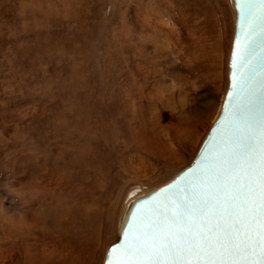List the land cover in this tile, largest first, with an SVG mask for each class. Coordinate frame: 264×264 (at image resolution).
Masks as SVG:
<instances>
[{"label":"rangeland","instance_id":"obj_1","mask_svg":"<svg viewBox=\"0 0 264 264\" xmlns=\"http://www.w3.org/2000/svg\"><path fill=\"white\" fill-rule=\"evenodd\" d=\"M233 29L231 0H0V264L103 263L215 120Z\"/></svg>","mask_w":264,"mask_h":264},{"label":"snow or ice","instance_id":"obj_2","mask_svg":"<svg viewBox=\"0 0 264 264\" xmlns=\"http://www.w3.org/2000/svg\"><path fill=\"white\" fill-rule=\"evenodd\" d=\"M241 149L141 212L113 264H264V122Z\"/></svg>","mask_w":264,"mask_h":264},{"label":"water","instance_id":"obj_3","mask_svg":"<svg viewBox=\"0 0 264 264\" xmlns=\"http://www.w3.org/2000/svg\"><path fill=\"white\" fill-rule=\"evenodd\" d=\"M234 33L228 58V85L221 109L189 164L168 182L137 198L130 205L117 240L102 264H113L117 251L139 226L141 212L172 197L195 171L243 155L241 145L258 137L264 122V15L260 0H232ZM181 198L183 193L181 192ZM128 234V235H126Z\"/></svg>","mask_w":264,"mask_h":264},{"label":"bare ground","instance_id":"obj_4","mask_svg":"<svg viewBox=\"0 0 264 264\" xmlns=\"http://www.w3.org/2000/svg\"><path fill=\"white\" fill-rule=\"evenodd\" d=\"M231 3H232V0H231ZM232 7H233V5H232ZM233 10H234V8H233ZM234 19H235V12H234ZM233 33H234V29H233ZM232 38H233V36H232ZM227 79H228V73H227ZM227 85H228V83H227ZM227 89V88H226ZM170 90V89H169ZM226 92V91H225ZM225 95V94H224ZM224 98V97H223ZM223 101V100H222ZM221 105H222V103H221ZM220 109H221V106H220ZM220 109H219V112H220ZM219 112H218V114H219ZM218 114H217V116H218ZM216 116V117H217ZM216 119V118H215ZM215 121V120H214ZM213 121V122H214ZM213 124V123H212ZM80 126V125H79ZM89 128H90V126H89ZM210 129V128H209ZM169 181V180H168ZM167 181V182H168ZM165 184V183H164ZM154 190V189H153ZM152 191V190H151ZM150 192V191H149ZM148 193V192H147ZM146 193V194H147ZM93 194V193H92ZM134 194V193H133ZM145 195V194H144ZM90 196V195H89ZM129 196L130 197H128V200H127V202H126V204H125V206H124V210H123V212H122V216H121V219H120V221H119V225H118V236H119V232H120V230H121V227H122V224H123V221H124V218H125V216H126V213H127V211H128V209H129V207H130V205L132 204V202H134L137 198H139V197H141V196H143V195H132V194H129ZM88 211H89V208H88ZM91 214V213H90ZM84 232H85V230H84ZM84 232H82V234L84 233ZM80 234V233H79ZM85 234V233H84ZM82 236V235H81ZM84 236V235H83ZM82 236V238H80V239H78L81 243L80 244H84V245H87V248L88 249H90L91 247H93V245H94V243H92L91 242V244H86V242H88L87 241V236H85V237H83ZM90 238H91V240L93 241V238L90 236ZM118 238V237H117ZM94 242V241H93ZM82 247V246H81ZM84 247V246H83ZM108 248V247H107ZM81 249V248H80ZM107 250V249H106ZM81 251V250H80ZM88 252V251H87ZM106 253V252H105ZM105 257V256H104ZM104 260V259H103Z\"/></svg>","mask_w":264,"mask_h":264}]
</instances>
